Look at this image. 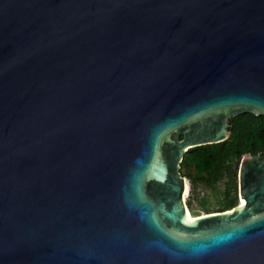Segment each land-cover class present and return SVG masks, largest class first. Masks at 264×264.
<instances>
[{"label": "water", "instance_id": "water-1", "mask_svg": "<svg viewBox=\"0 0 264 264\" xmlns=\"http://www.w3.org/2000/svg\"><path fill=\"white\" fill-rule=\"evenodd\" d=\"M244 113L264 0H0V264H264V153L186 219L185 153Z\"/></svg>", "mask_w": 264, "mask_h": 264}, {"label": "trees", "instance_id": "trees-1", "mask_svg": "<svg viewBox=\"0 0 264 264\" xmlns=\"http://www.w3.org/2000/svg\"><path fill=\"white\" fill-rule=\"evenodd\" d=\"M230 123V136L221 143L203 145L189 149L181 162L182 168L192 173L188 177L192 189L198 185L213 187L218 181L227 178L225 201L219 211L230 209L236 203V180L233 176L234 160L241 159L244 154L253 155L264 153V117L249 113L232 117ZM190 201L186 202L190 207ZM205 204V203H203Z\"/></svg>", "mask_w": 264, "mask_h": 264}, {"label": "rangeland", "instance_id": "rangeland-1", "mask_svg": "<svg viewBox=\"0 0 264 264\" xmlns=\"http://www.w3.org/2000/svg\"><path fill=\"white\" fill-rule=\"evenodd\" d=\"M238 160L233 162V176L236 180V203L239 204V195H238ZM192 173V167L189 170L182 168V174L188 176ZM187 180V185L191 188V216H197L206 213L218 212L221 204L225 201V192H226V181L227 178H223L218 181L213 187H207L205 185H198L195 188V191L192 189L191 181L188 177H185ZM205 203V204H203Z\"/></svg>", "mask_w": 264, "mask_h": 264}, {"label": "bare ground", "instance_id": "bare-ground-1", "mask_svg": "<svg viewBox=\"0 0 264 264\" xmlns=\"http://www.w3.org/2000/svg\"><path fill=\"white\" fill-rule=\"evenodd\" d=\"M185 183L187 184V180H185ZM241 202H243V201L241 200ZM190 214H191V212L187 211L186 219H191L194 217V216H191Z\"/></svg>", "mask_w": 264, "mask_h": 264}]
</instances>
